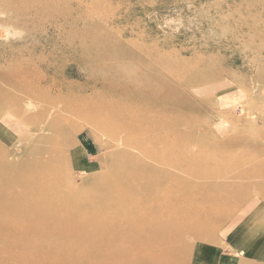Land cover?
Masks as SVG:
<instances>
[{
  "label": "rangeland",
  "instance_id": "obj_1",
  "mask_svg": "<svg viewBox=\"0 0 264 264\" xmlns=\"http://www.w3.org/2000/svg\"><path fill=\"white\" fill-rule=\"evenodd\" d=\"M93 39L100 44L104 39L113 44L120 41L126 50H135L140 58L147 57L140 49L156 59L166 56L176 65L180 62L178 65L189 70L192 77L200 78L190 89L186 72L180 75L178 84L170 77L173 84L183 86V102L180 108L172 105L169 111V126L173 130L169 140L175 146L171 152L159 155L163 162L168 159L174 164L165 166L160 160L151 163L158 174L169 172L173 180L156 182L155 189L166 196L150 204L174 207V219L179 218L177 213H187L186 220L199 226L188 241L204 234L221 233L234 222V216L238 217L257 201H264V0H0V92L2 95L14 92L23 101L28 100L25 93L14 90L1 78L5 70L27 62L43 78L41 81L49 86L53 82L59 85L63 96H67L69 88L75 98L99 92L120 100L122 90L111 94L105 87L107 83L102 81L103 73L90 67L91 54L101 47L94 45ZM176 68L168 70L177 72ZM207 71L211 79L203 81L202 73ZM30 88L31 85L25 89ZM186 97L191 100L189 108ZM10 108L0 106V119L7 116L4 121L8 123L2 128L7 135L3 137L11 135L15 141L10 140L8 148L0 143V158H5L7 164H16L31 159L35 144L47 134L41 128L45 119L26 110L15 113ZM62 118V123L69 119ZM67 133L72 135L70 142L63 138L59 147L70 151L76 146L74 150H85V157L74 163V168L66 157L54 170L62 173L59 183H72L84 191L83 211L93 203L97 213V208L103 206L102 199L106 197L103 203H107L112 189L134 190L138 194L134 200L118 202L113 211L124 213L145 205L144 189L126 180L150 177L121 156L129 150L122 144L124 139L122 145L112 143L108 132L95 130L86 119L75 120L73 129ZM137 155L144 158L141 153ZM226 165L230 167L228 173L217 176L218 170ZM86 166L93 167V176L85 175ZM4 176L0 171V177ZM242 186L250 187L252 193L233 191ZM74 196L79 198L74 192L67 198L73 201ZM151 218L150 215L145 221L147 227ZM3 219L0 216V227L5 225ZM207 219L209 224L204 226ZM163 220L165 224L174 222L167 216ZM94 223L98 228L103 221L95 218ZM176 232L184 233L187 229L179 228L162 241L150 242L148 250L177 248L181 250L180 257L173 254L166 263L188 264L185 260L188 244L175 239ZM80 235L65 234L55 239L59 247L74 245L79 240L80 246L71 250L73 255L64 257L65 252L60 250L38 262L78 261L86 253L95 262L99 249L94 248V239ZM3 243L0 235V257ZM194 246L199 253L200 242Z\"/></svg>",
  "mask_w": 264,
  "mask_h": 264
},
{
  "label": "bare ground",
  "instance_id": "obj_2",
  "mask_svg": "<svg viewBox=\"0 0 264 264\" xmlns=\"http://www.w3.org/2000/svg\"><path fill=\"white\" fill-rule=\"evenodd\" d=\"M92 42L94 45H101V47L91 54L93 61L90 60V67L97 68L103 73L102 81L107 83L105 87L111 94L122 90L123 96L120 100L108 98L107 95L99 92L93 93L90 97L80 94L75 98L73 91L69 88L67 96H63L59 85L53 82L54 84L49 86L46 82L41 81L43 78L39 77L35 69L31 68L32 65L28 66L30 63L27 62L22 64L25 67L15 68L12 66L9 70L2 72L1 78L4 82L14 86V90L25 93L29 98L27 101H23L19 94L14 92L3 95L0 92L2 95L0 96V106H10V109L15 113L26 110L35 117L40 116L45 119L41 128L47 135H44V138L35 144V150L28 161L7 164L5 158H0V171L5 174L3 178L0 177V216H3L2 223L5 224L0 227V235L4 238L0 264H49L38 261L50 258L60 250L65 252L64 257L73 255L71 250L80 246L79 240L74 245L66 244V246L60 247L55 242L57 237L65 236V234H76L77 236L83 234L87 240L94 239V248L99 249L95 253V262L90 260L92 255L86 253L83 254L84 258L78 261L66 260L51 262V264H168L166 260L173 254L180 257L181 250L177 248L163 250L156 247L151 252L148 248L150 242L162 241L169 233L179 228L187 229V232H176L175 235V239L185 240V246L188 244L189 253L186 256V262L198 264L202 251L206 254L209 252L208 247L199 246V253L196 256L193 255L195 243L203 238L198 236L199 238L192 242L188 239L190 235L192 237L195 235L199 226L196 227L194 223L186 220L185 214L187 213L185 212L177 213L176 215L180 219L176 217L174 219V207H155L150 203L159 200L163 195V197L166 196L165 193L161 194V190L155 189L156 182L173 180L171 173L159 172L158 174L151 167V163L153 161L158 163V160L162 165L165 163V166L174 164L168 159L163 162L159 155L160 152H163V155L171 152V148L175 146L169 140L173 134V130L169 126V111L172 105L180 108L183 102V86L179 87L173 84L170 77L175 79L173 81L178 84L181 81L180 75L186 72V75H189L187 87L190 89L194 86L193 82L200 78L192 77L189 70L186 71L185 68L178 65L181 64L180 62L176 65L166 56L156 59L149 55L150 52L140 49V52L147 55L145 58H140L135 50H126L120 41L113 44L108 39H104L103 44H100L93 39ZM124 57L128 60L122 61L121 58ZM172 67H177V72L168 70ZM214 71L215 69H213ZM210 75L208 71L203 72L202 80L211 79ZM106 78H109L110 81ZM29 85L32 88L25 89ZM82 93H85L84 88ZM185 99L189 108L191 100L187 97ZM34 101L38 103L35 104ZM63 116L69 118L64 123H62ZM6 117L0 119V137L7 135L2 130L7 122L4 121ZM77 119L89 120L95 130L108 132L111 135L112 143L121 144L124 139L122 144L129 150L121 156L126 158L132 166L141 168L150 177L149 180L134 177L126 180L130 185L137 188L140 186L144 189L145 205H139L134 210H126L124 213L113 211L112 209L118 202L124 199L134 200L138 194L134 190L112 189L107 197V203H103L106 199L104 197L101 201L103 206L97 208V213L93 203L89 205L87 211H83L82 196H86L84 191L75 188L72 183H59L58 178L62 173L59 174V171L54 170L58 164L68 157L74 168V163L84 158L86 154L85 150L82 152L74 150L76 146H73L70 151L59 147L63 138L70 142L69 137L72 135H67V130L73 129V124ZM11 138V135L3 137L4 140L1 138L3 140L0 142L1 145L5 148L11 146L9 141H15L14 135V139ZM149 142L150 144L147 145ZM107 145L110 146V144ZM140 153L144 158L138 157L137 154ZM80 165L82 164L80 163ZM84 170L85 175L93 176L92 166H86ZM229 170L230 167L226 165L218 170L217 176L226 175ZM206 172L216 175L213 171ZM187 173L190 175V172ZM117 184L118 182H116ZM233 191L248 195L253 190L250 187L242 186V188H235ZM70 192L79 195L80 199L76 196L73 201L68 199L67 196ZM259 207L264 209L263 205ZM150 215L152 216L151 225L147 227L145 221L149 220ZM165 216L174 219V222L170 221L169 224H165L167 223L163 220ZM234 217L235 221L230 226L240 218ZM95 218L103 221L101 225H98V228L96 225L94 226ZM258 221L260 220L258 219ZM204 224V226L209 224V219ZM252 226L254 227L253 224ZM209 234L204 235L208 236ZM80 236L82 237V235ZM239 253L241 256L250 255L245 250L239 251Z\"/></svg>",
  "mask_w": 264,
  "mask_h": 264
},
{
  "label": "crops",
  "instance_id": "obj_3",
  "mask_svg": "<svg viewBox=\"0 0 264 264\" xmlns=\"http://www.w3.org/2000/svg\"><path fill=\"white\" fill-rule=\"evenodd\" d=\"M261 204L264 207V201H257V203L253 204L238 216L240 218L236 223L232 226H230L231 224L228 225L221 233L202 237L203 239L199 240V242L203 247H208L209 252L206 254L202 251L201 260L198 264H264V215H261L264 213V209H260L259 206L262 207ZM258 207L259 210L257 209ZM256 211H261L263 213L260 212L259 215L261 216H257L258 212L255 215ZM248 218L251 219L249 220ZM258 219L260 221H258ZM243 250L250 253V255L245 254L241 256L239 251L241 252ZM196 253L197 252L194 250L193 255ZM188 264L195 263L189 262Z\"/></svg>",
  "mask_w": 264,
  "mask_h": 264
}]
</instances>
